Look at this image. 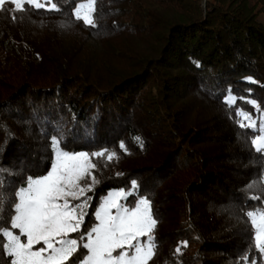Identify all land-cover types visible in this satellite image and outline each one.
I'll return each instance as SVG.
<instances>
[{
	"label": "trees",
	"instance_id": "16d2710c",
	"mask_svg": "<svg viewBox=\"0 0 264 264\" xmlns=\"http://www.w3.org/2000/svg\"><path fill=\"white\" fill-rule=\"evenodd\" d=\"M53 1L0 8V264H12L1 230L17 192L49 171L56 146L91 154L84 224L111 190L150 201L147 264H264L252 223L264 211V148L244 121L264 120V0H94L90 23L74 13L84 0ZM194 90L221 114L182 116L175 104ZM134 157L144 162L124 163ZM183 169L190 177L175 184Z\"/></svg>",
	"mask_w": 264,
	"mask_h": 264
},
{
	"label": "rangeland",
	"instance_id": "374dc122",
	"mask_svg": "<svg viewBox=\"0 0 264 264\" xmlns=\"http://www.w3.org/2000/svg\"><path fill=\"white\" fill-rule=\"evenodd\" d=\"M9 3L13 11L20 9L24 3L47 9L57 8L53 0H0V8ZM94 8V0H84L76 5L74 13L90 23ZM259 19L264 22V13L259 15ZM149 88L153 95L157 93L155 86L150 84ZM211 102L194 90L188 100L178 102L175 108L182 111V116L190 114V107H197L200 113L210 116L221 114ZM244 118L245 122L261 132L253 139V145L264 148V120L256 123V119L249 116ZM147 127L152 136L160 131L157 122L152 121ZM238 142L244 143V140L240 138ZM160 144L161 138L158 137L151 145L152 148L155 146L157 154ZM140 160L134 157L124 163L132 167ZM141 161L144 162L143 159ZM92 167L89 152L72 153L56 146L49 171L30 179L24 188L18 190L11 223L1 230L3 250L12 256V264H68L77 260L83 252L75 264H147L154 255L152 230L155 227L151 203L147 198L131 199L132 191L125 188L111 190L94 202L92 217L89 223L84 224L92 205L91 187L97 181L91 174ZM179 177L186 180L190 173L187 169L180 171L173 177L175 184ZM170 218L176 219L175 216ZM170 221L163 219L161 223L162 227L169 228L166 230L168 234L171 233ZM252 223L258 247L264 255V211L253 214ZM172 244L173 241H164L162 247L168 252ZM157 262L159 260L152 264Z\"/></svg>",
	"mask_w": 264,
	"mask_h": 264
}]
</instances>
